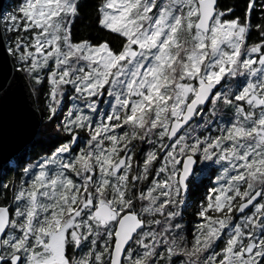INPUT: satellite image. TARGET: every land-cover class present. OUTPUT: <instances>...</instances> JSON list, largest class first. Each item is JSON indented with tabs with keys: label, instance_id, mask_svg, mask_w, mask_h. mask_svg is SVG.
Returning <instances> with one entry per match:
<instances>
[{
	"label": "snow or ice",
	"instance_id": "6c2138e0",
	"mask_svg": "<svg viewBox=\"0 0 264 264\" xmlns=\"http://www.w3.org/2000/svg\"><path fill=\"white\" fill-rule=\"evenodd\" d=\"M93 9L95 37L77 33L81 0L0 17V121L25 87L43 97L39 121L0 122L17 158L0 264H264V0Z\"/></svg>",
	"mask_w": 264,
	"mask_h": 264
},
{
	"label": "trees",
	"instance_id": "16d2710c",
	"mask_svg": "<svg viewBox=\"0 0 264 264\" xmlns=\"http://www.w3.org/2000/svg\"><path fill=\"white\" fill-rule=\"evenodd\" d=\"M96 0H81V16L79 17L77 24H76V29L78 35L82 36H91L95 37L97 35L95 31V25H94V19H95V13L93 9V5L95 4ZM259 2V0H258ZM20 3V0H7L6 6H5V11L4 13L8 12H13L15 10L16 5ZM224 3L233 6L236 9V14H240L244 4L245 0H224ZM257 9V13H258ZM36 100L38 104V108L40 113H42V104H43V97L42 95H36ZM56 133L51 130H44L42 129V135L40 137V143L36 147L35 151L40 152L42 151L43 147L49 146L52 142H54ZM17 159V158H16ZM16 159L4 169V171L0 174V178L3 177V174L6 173L7 168L9 167H14L13 165L16 163ZM8 175H15V173H9ZM203 194V189H201L198 193L197 196ZM193 212L194 209L190 206L189 208V215L187 210L185 209L184 211V220H186V217L189 216V222L193 220Z\"/></svg>",
	"mask_w": 264,
	"mask_h": 264
},
{
	"label": "water",
	"instance_id": "95a60500",
	"mask_svg": "<svg viewBox=\"0 0 264 264\" xmlns=\"http://www.w3.org/2000/svg\"><path fill=\"white\" fill-rule=\"evenodd\" d=\"M6 3L7 0H0V17H3L4 15ZM0 33H3L5 36L7 35V33L4 32V24L2 19H0ZM4 55L5 53L0 51V83H4L3 75H2L3 73L2 58ZM10 66H11V60L9 59L8 68H10ZM6 70L7 68L5 66V71ZM24 84L27 85V81H25ZM25 109H30L31 112L35 113V120H33L31 116H29L26 120V123L30 125L40 120L41 113L38 108L36 96H32L30 93V86L25 87L22 94H17L11 99L9 103V109L7 115L0 122H6L8 124H11L13 117L20 115ZM15 159L16 156L13 155L11 150L9 151L0 150V174Z\"/></svg>",
	"mask_w": 264,
	"mask_h": 264
},
{
	"label": "flooded vegetation",
	"instance_id": "af4514ba",
	"mask_svg": "<svg viewBox=\"0 0 264 264\" xmlns=\"http://www.w3.org/2000/svg\"><path fill=\"white\" fill-rule=\"evenodd\" d=\"M15 166V164H14ZM197 167H200L199 165ZM209 177H211V180L214 181L215 180V177L214 176H211V172H210V169H208L207 167L204 168L203 170V173H202V180L204 181V183H208V180H209ZM189 207L186 208L187 212H188V215H189ZM185 222H189V216L186 217V220Z\"/></svg>",
	"mask_w": 264,
	"mask_h": 264
},
{
	"label": "rangeland",
	"instance_id": "374dc122",
	"mask_svg": "<svg viewBox=\"0 0 264 264\" xmlns=\"http://www.w3.org/2000/svg\"><path fill=\"white\" fill-rule=\"evenodd\" d=\"M8 14H11V12H8V13H4V16L8 15ZM14 166V165H13Z\"/></svg>",
	"mask_w": 264,
	"mask_h": 264
},
{
	"label": "bare ground",
	"instance_id": "6f19581e",
	"mask_svg": "<svg viewBox=\"0 0 264 264\" xmlns=\"http://www.w3.org/2000/svg\"><path fill=\"white\" fill-rule=\"evenodd\" d=\"M4 16V15H3ZM4 24V23H3Z\"/></svg>",
	"mask_w": 264,
	"mask_h": 264
}]
</instances>
